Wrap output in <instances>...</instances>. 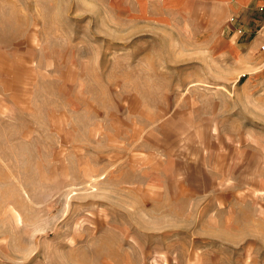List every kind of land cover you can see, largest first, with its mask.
Wrapping results in <instances>:
<instances>
[{
	"label": "rangeland",
	"instance_id": "374dc122",
	"mask_svg": "<svg viewBox=\"0 0 264 264\" xmlns=\"http://www.w3.org/2000/svg\"><path fill=\"white\" fill-rule=\"evenodd\" d=\"M235 21L198 0H0V264H264L257 185L223 192L236 211L218 215L221 239L193 240L165 232L174 193L133 171L151 132L172 140L174 103L176 115L193 116L184 129L195 121L228 133L203 155L230 135L245 143L250 130L263 157L262 64L218 44ZM184 153L172 159L186 165ZM210 217L202 233H217Z\"/></svg>",
	"mask_w": 264,
	"mask_h": 264
},
{
	"label": "crops",
	"instance_id": "0c3cea01",
	"mask_svg": "<svg viewBox=\"0 0 264 264\" xmlns=\"http://www.w3.org/2000/svg\"><path fill=\"white\" fill-rule=\"evenodd\" d=\"M200 3L219 4L224 10H228L236 15L235 23H232V26L229 25V34L233 32L230 34V38H225L226 40L223 41L219 40L221 42H218V44L220 47L225 48L224 52L228 50L230 52H238V50L246 48V52L251 54L250 56L253 57V60H256V64H262L261 67L263 68L254 70V73L258 74L259 78L264 82V54H256L259 51V46L264 44V0H198V4ZM219 29L214 28V30L220 31ZM243 33H246V37L240 39V35H243ZM227 45H230L233 51L229 47L226 48ZM178 108L179 103L172 105L170 109L172 112L171 120H168L172 124L171 129L166 126V130L169 131L172 140L170 139L169 141V136L166 141L160 139L159 136L155 139L152 136L154 131L151 132L150 139L153 142L151 141L149 148H145V150L140 149L139 155L135 156V169L133 171L135 174L148 176L146 183L148 182L152 186L157 184L158 191L162 192L168 188V191L174 193L172 196L175 197V200L168 201L167 209L170 208V202H173V207L177 209L172 211V214L177 215L169 217V211H165L166 215H168L167 220L172 223L171 227H169L172 230H166L165 232H187L186 235H181V237L193 240L221 239L220 233L222 229L218 215L220 214L221 216V212L236 211L235 203L233 202L232 204L233 193L224 194L223 192L254 191L256 185V190L264 191V183H254L255 175H264V153L263 157H260L253 147L250 148V143L252 142L250 137L251 132L250 130H246V139L240 138V142L245 143L241 145L228 143H238L236 142L237 139L232 138V135H230L229 139L223 138L224 140H222L226 141L227 144V146H223V150L214 151L212 154H208V156L207 154L203 155L202 147L207 149L206 142L215 143V141L213 142L215 135H222V133L228 135V133L223 132L220 125L217 127V130H214L213 127L202 129V125L198 126L199 124L192 120L191 122L195 125L190 130L184 129L183 123L188 121L187 117L193 116L176 115ZM202 131H205V133ZM155 132L158 135V131L155 130ZM200 133L203 137H200ZM217 140L219 141V139ZM184 149H186V153L183 155H187L186 165H183L178 158L172 159V157L177 155L176 151ZM162 152H165L170 157L167 166L163 165V159L166 156L163 157ZM170 152H172V155ZM256 159L257 161L255 162ZM184 166H187L188 169L183 168ZM201 170L203 173H201ZM203 174L206 175L205 179ZM165 175L168 177L167 181L163 184L167 186L162 187L160 180ZM161 176L163 177L161 178ZM177 176H182L183 181H181V178L177 179ZM236 177L239 178L236 179ZM203 180L207 183L206 187L202 186ZM135 182L141 185L140 189H148L147 186H144L145 183H139V179ZM205 196L208 198L207 202L203 201ZM223 197H226V199L230 197V200L225 204H221ZM186 199H188V202ZM209 213L212 214V217L209 219L214 224H218L213 227L214 229L217 227V233L205 234L200 231L203 217ZM186 221L190 223L189 227H184L183 223ZM230 237L234 238L233 235H230ZM236 238L244 237L236 236ZM191 248L196 251L201 250L200 246H191Z\"/></svg>",
	"mask_w": 264,
	"mask_h": 264
},
{
	"label": "built area",
	"instance_id": "2783aa9c",
	"mask_svg": "<svg viewBox=\"0 0 264 264\" xmlns=\"http://www.w3.org/2000/svg\"><path fill=\"white\" fill-rule=\"evenodd\" d=\"M261 47H262V49L264 50V44H263Z\"/></svg>",
	"mask_w": 264,
	"mask_h": 264
}]
</instances>
